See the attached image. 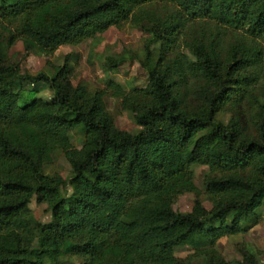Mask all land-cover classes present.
I'll return each mask as SVG.
<instances>
[{
	"label": "trees",
	"instance_id": "16d2710c",
	"mask_svg": "<svg viewBox=\"0 0 264 264\" xmlns=\"http://www.w3.org/2000/svg\"><path fill=\"white\" fill-rule=\"evenodd\" d=\"M126 21L148 35L146 57L157 51L145 87L108 82L144 115L136 132L114 125L101 90L72 84L68 55L52 76L6 58L17 41L51 52ZM0 28V264H261L246 248L227 261L217 241L246 232L264 205V0H0ZM40 82L53 99L20 105L22 85ZM56 151L78 190L44 172ZM193 165L207 168L211 207L195 198L180 212L176 197L198 192ZM32 198L48 221H30ZM185 242L196 259L175 256Z\"/></svg>",
	"mask_w": 264,
	"mask_h": 264
},
{
	"label": "rangeland",
	"instance_id": "374dc122",
	"mask_svg": "<svg viewBox=\"0 0 264 264\" xmlns=\"http://www.w3.org/2000/svg\"><path fill=\"white\" fill-rule=\"evenodd\" d=\"M0 33L4 34L0 28ZM148 39L139 28L126 21L119 28L110 27L103 34L100 42L91 38L85 39L77 45H60L51 52L32 50L24 53L21 41L13 46H7L6 58L10 64L18 66L21 72L34 74L44 71L49 76L54 74V67L64 63L68 55L69 78L74 86L85 90H101L106 111L112 117L114 125L128 132H136L141 126L137 120H143L144 115L139 111H128L121 105V97L113 95L108 82L120 84L125 93L134 88L146 86L151 71L156 62L157 51L151 47L150 54L145 56L144 45ZM123 55L124 61L114 70L106 65L108 56ZM32 91V92H30ZM22 98L19 104L32 98H40L50 102L53 91L46 82L38 84L24 83L21 89ZM71 143L79 148L84 140V134L75 128L70 131ZM207 168L202 165L191 167V177L198 192L178 195L173 208L180 212L190 211L195 198H199L206 208L211 207V201L206 194L204 175ZM44 172L49 175H60L67 180L66 191L70 193L78 190L79 186L70 178V164L63 153L56 151L52 160L44 166ZM29 219L36 225L50 219V212L46 202H38L32 198ZM257 222L250 226L246 232L223 236L217 241V248L225 259L234 263L241 258V250L248 249L255 254L261 264H264V205L257 211ZM193 245L190 242L180 243L174 249L175 256L179 258L192 257ZM69 264H81V260L73 255L68 258Z\"/></svg>",
	"mask_w": 264,
	"mask_h": 264
}]
</instances>
